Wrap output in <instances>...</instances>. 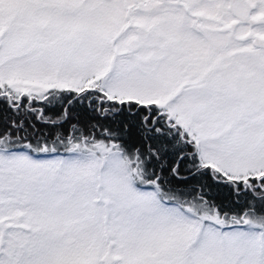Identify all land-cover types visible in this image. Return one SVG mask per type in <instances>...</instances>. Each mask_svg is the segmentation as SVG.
Here are the masks:
<instances>
[{
    "label": "snow or ice",
    "instance_id": "obj_1",
    "mask_svg": "<svg viewBox=\"0 0 264 264\" xmlns=\"http://www.w3.org/2000/svg\"><path fill=\"white\" fill-rule=\"evenodd\" d=\"M0 264H264V0H0Z\"/></svg>",
    "mask_w": 264,
    "mask_h": 264
}]
</instances>
